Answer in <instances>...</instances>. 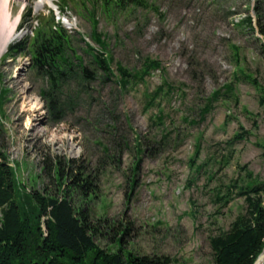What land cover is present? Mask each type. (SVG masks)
Returning a JSON list of instances; mask_svg holds the SVG:
<instances>
[{"label":"rangeland","instance_id":"obj_1","mask_svg":"<svg viewBox=\"0 0 264 264\" xmlns=\"http://www.w3.org/2000/svg\"><path fill=\"white\" fill-rule=\"evenodd\" d=\"M40 1L10 0L13 21L21 16L10 45L26 42V48L0 53V145L20 196H58L46 162L77 160L99 184L89 197L70 192L76 209L88 207L95 222L108 220L119 230L115 237L102 228L95 238L101 249L119 252L120 229L129 228L125 252L213 264L211 238L246 213L239 189L264 183V0H149L161 16L148 17L141 10L107 11L103 0L86 7L80 0L37 7ZM52 18L91 69L82 40L95 46L96 21L116 63L136 71L150 58L161 69L126 91L101 73L82 88L72 82L62 94L61 127L48 112V83L32 67L36 32ZM33 98L43 104L40 114L29 110Z\"/></svg>","mask_w":264,"mask_h":264},{"label":"trees","instance_id":"obj_2","mask_svg":"<svg viewBox=\"0 0 264 264\" xmlns=\"http://www.w3.org/2000/svg\"><path fill=\"white\" fill-rule=\"evenodd\" d=\"M80 2L86 7L91 0ZM103 4L107 11L114 10V7V11L121 10L120 15L127 16L141 10L145 13L143 17L150 14L161 16L160 8L149 0H103ZM30 15L31 10L26 16ZM141 22H138L139 26ZM248 22L250 25L253 23L251 18ZM98 25V21L94 22L91 35L95 46L85 38L82 40L86 45L84 52L91 57L95 69L85 65L72 46L71 34L60 21L56 22L52 18L51 23L36 32L32 45V67L48 83V90L43 94L51 120L55 123L65 120L67 101L62 99V94L72 82L82 88L97 81L101 73L105 80L118 83L121 90L126 91L129 85L143 82L149 73L161 69V64L150 58H146L142 68L136 71L116 63L110 52L109 39ZM25 44L18 42L10 45L8 54L24 53ZM158 95L159 92L155 98ZM209 110L210 106L203 113ZM242 137L236 135L234 143ZM44 170L49 175L53 173L60 190L58 196L35 192L21 197L16 170L0 145V264L175 263L167 256H137L125 252L123 238L128 235L129 228L120 229L122 237L117 239L119 252L101 249L95 238L103 235L102 228H111L115 237L118 228L110 225L108 220L95 222L88 207L76 209L70 194L75 190L84 197L95 195L98 191V176L88 175L84 164L77 160H62L58 157L49 159ZM68 179L71 184L67 186ZM234 188L238 190L239 187L235 185ZM239 196L245 198L246 213L239 216L227 232L211 238L213 264H255L264 253V183L239 189ZM43 218L46 234L42 228Z\"/></svg>","mask_w":264,"mask_h":264},{"label":"bare ground","instance_id":"obj_3","mask_svg":"<svg viewBox=\"0 0 264 264\" xmlns=\"http://www.w3.org/2000/svg\"><path fill=\"white\" fill-rule=\"evenodd\" d=\"M44 1L46 0H41L39 4L37 5V7L39 6L41 7ZM47 1L51 3L50 0H47ZM20 20H21V16L17 17L13 21L11 13H10V0H1L0 1V53L1 54H4L7 51L12 40L17 35L18 33L17 27H18ZM33 99L31 100L33 105L28 106L29 110L33 114H36V113L40 114V111L42 112L43 104L40 103L39 99H34V100ZM60 125L61 127L65 126V124H63L62 122ZM54 130H57V129H54ZM64 135L68 137L66 133H64ZM70 136L73 137L72 135Z\"/></svg>","mask_w":264,"mask_h":264},{"label":"water","instance_id":"obj_4","mask_svg":"<svg viewBox=\"0 0 264 264\" xmlns=\"http://www.w3.org/2000/svg\"><path fill=\"white\" fill-rule=\"evenodd\" d=\"M255 264H264V253L258 258Z\"/></svg>","mask_w":264,"mask_h":264},{"label":"built area","instance_id":"obj_5","mask_svg":"<svg viewBox=\"0 0 264 264\" xmlns=\"http://www.w3.org/2000/svg\"><path fill=\"white\" fill-rule=\"evenodd\" d=\"M45 229V228H44Z\"/></svg>","mask_w":264,"mask_h":264}]
</instances>
